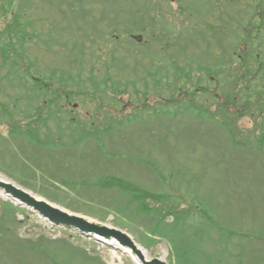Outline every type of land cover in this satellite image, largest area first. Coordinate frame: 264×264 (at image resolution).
I'll use <instances>...</instances> for the list:
<instances>
[{
    "label": "rangeland",
    "instance_id": "1",
    "mask_svg": "<svg viewBox=\"0 0 264 264\" xmlns=\"http://www.w3.org/2000/svg\"><path fill=\"white\" fill-rule=\"evenodd\" d=\"M26 1L31 6L28 19L32 29L45 35L32 37L42 39L41 44L27 49L38 68L33 74L44 81L60 78L65 83L66 77H75L81 85L77 92L88 97H77L69 108L74 113L88 111L93 117L89 116L91 121L83 130L74 126L72 132H64L67 137L55 139L58 144L47 139L48 145L37 153L46 166L45 173H61L67 184L60 191L47 192L54 201L24 189L66 211L127 232L148 260L159 258L168 264H264V112L248 95L264 92V82L254 77L262 68L260 62H264V28L261 39L252 33L253 41L259 42L252 46L261 47L262 53L251 54L249 72L239 61L227 66L229 58L216 41L219 35L227 43L233 41L234 33L229 34L225 27L234 29L232 18L244 16V9H250L251 14L242 17L248 30L253 23L259 25L263 21L259 3L264 4L263 0ZM72 1L75 9L70 11L66 3ZM115 7L123 10L118 17ZM5 21L0 19V27H7L9 22L4 25ZM127 27L132 34H142L143 39L156 33L157 40L155 44L142 40L135 65L117 60L121 76L131 80L134 72L140 83L129 88L128 94L105 95V114L92 95L91 76L105 68L106 73L107 67L115 69L110 50L118 46L119 31ZM48 41L52 46H46ZM166 43L170 44L167 49ZM1 47L0 42V65ZM219 67L224 70L220 75H207L208 69ZM178 76L185 79L181 77L177 83ZM187 76H191L190 81ZM250 77L252 81L246 82ZM141 78H150L152 89ZM27 79L21 81L15 72L1 67L0 103L13 105L27 96L23 84L34 82ZM140 90V97L136 96ZM192 93L195 101L191 100ZM37 100L33 98V103L40 102ZM25 101L20 102L19 109H25ZM260 101L264 104V94ZM125 104L127 107H123ZM7 122L0 121L4 134L0 136V175L4 177L3 172L17 167L21 155L29 157L33 149L30 142L9 137ZM51 129L57 133L61 130L55 122ZM71 136L84 139L77 144ZM9 140L18 143L13 147ZM13 172L7 175H16ZM112 177L121 181H117L119 186L109 184ZM100 178L107 187L98 185ZM25 181L31 183V178L25 176ZM178 202L182 203L181 210H176L183 213L190 211L186 204L191 203L193 214H186L188 219L177 214L176 220L168 210L170 203ZM200 205L211 212L213 220L198 212ZM193 215L198 218L190 220ZM0 264L141 262L129 248L52 224L0 189Z\"/></svg>",
    "mask_w": 264,
    "mask_h": 264
},
{
    "label": "trees",
    "instance_id": "2",
    "mask_svg": "<svg viewBox=\"0 0 264 264\" xmlns=\"http://www.w3.org/2000/svg\"><path fill=\"white\" fill-rule=\"evenodd\" d=\"M3 2L5 5L2 7L0 5V19L6 20L4 25L9 22V24L5 25V27H0V42H1V58L2 63L0 65V68L5 66L8 70V72H15L17 76L22 81L25 77L26 79L30 78L31 81H34L33 83L26 85L23 84L24 93L27 96H23L18 101H14L13 105H11L9 102H1V111L3 113V117L0 115V121L6 120L7 126L9 129V137H17V139L21 141H28L30 142V145L33 146L32 152L27 157V154L21 155V159L18 161L17 167L12 170L9 167V170L6 171L8 174H11L9 172L14 171L16 175H10L12 178H15L16 180L20 181L25 185L27 188L35 191L38 194H41L42 196L47 197L51 201H54L53 196L48 195V191H60L64 185H67L64 179L60 176H63L61 173H56L55 171L48 170L45 173L44 167L45 165L42 164L41 160L38 157V152H40L41 148L46 147L48 144L46 143L47 139H53L51 142L56 141L55 139H64L67 136H64V132H70L71 130H74V126H76L75 130H83L86 124L90 120V117H93L92 113L89 114L88 111L86 113L82 112H76L74 113V109L71 110L69 108V105L72 101L75 102L74 99H76L79 96H84L87 98L88 96L82 95L81 91L77 92L76 88L80 87L81 85L76 82L74 79L75 77H66L67 82L60 80V78H57L55 80L44 81L43 77L36 76L33 74L34 71H38L37 66L35 67V64L30 59L29 54H27V49H31L33 46H39L41 44L42 39L39 41H36L34 38H40V34L45 36L40 32H37V29H32V22L29 21V14L28 11L30 10V7L26 0H0V3ZM8 2V3H7ZM264 2V0H263ZM65 3L62 4V6ZM70 7V11H73L75 9V5H73V1L66 3ZM147 6V5H146ZM253 6V5H252ZM100 7V6H97ZM149 7V6H148ZM251 7V5H250ZM254 7V6H253ZM116 10V16L118 17L121 13V10L119 7H115ZM263 8V9H262ZM5 9V10H4ZM29 9V10H28ZM256 9V8H255ZM262 9L261 16L262 20L264 21V4L259 3V11ZM68 9L65 8L63 11H67ZM149 11H151V8H148ZM69 11V10H68ZM241 11V10H240ZM141 12V10H140ZM250 9H244L243 15L250 17ZM67 14V12H65ZM244 16H242L244 18ZM233 16L230 17V19ZM240 15H238L237 18L233 17L232 20H234L235 27L234 29H229L227 26L225 27L230 34V32L234 33V35L231 37L233 38V41L230 40L225 42V40L219 35L217 36L216 41H218V47L222 46L221 52H224L227 59V66L231 64H236L235 62L239 61L241 63H244L245 67L247 68V71H251V64L250 60L252 58L251 54L253 52H260L262 51L261 47H258L259 42L253 41L252 33L254 32L255 38L261 39L263 38L262 33L261 35V28H264L262 22L257 25L256 23L252 24V30H248V24L243 23V19ZM232 20H229L232 23ZM232 25V24H231ZM233 27V26H232ZM12 28V31L9 29ZM222 28V26H221ZM239 29H242V32H238ZM220 33L219 30L216 31V33ZM120 36L118 38L121 41H116L118 43V46L115 45L113 51L110 50V54H112L111 63H115V69L107 67V71L105 73L106 68L100 72L97 75L91 76V80L93 82L92 85V95L94 96V99L99 101L98 108L102 110H105V114H108V111L104 108V103L102 102L104 100L105 95H110L112 97H119L124 94H128L129 88L133 87L135 88L140 83L139 80H137L136 75L134 72H131V74L134 76L131 80H127L125 77L121 76V73L118 72L119 66H117V60L121 63V60H125L126 63H129V61H132V66L135 60L139 59V51L138 48L141 47L134 39L131 38L132 29L127 27L126 30L119 31ZM31 38V39H29ZM256 39V40H257ZM157 40V34H153L152 37H145V44L148 42L156 43ZM255 42H258V45L256 48H253L252 44ZM43 44V42H42ZM245 44V46H243ZM170 45L169 43H166L165 48L167 49ZM46 46H52V41L46 42ZM246 47V48H244ZM243 48V52H242ZM229 49V50H228ZM246 49V50H245ZM138 53V54H136ZM243 53V54H242ZM102 52L99 51L98 55L101 56ZM223 54V53H222ZM239 54V55H238ZM247 56V57H246ZM259 55L256 54V58ZM136 57V58H135ZM135 58V59H134ZM230 62V63H229ZM253 63V62H252ZM123 64V63H121ZM120 65V64H119ZM129 65V64H127ZM135 65V63H134ZM237 65V64H236ZM260 67L257 69V71L254 73L255 79H258L260 81L264 82V62H260ZM220 69V67L218 68ZM214 70L209 71L211 69L207 70V75H215L218 76L220 73H222L223 68L220 70ZM67 72V71H66ZM68 73V72H67ZM35 75V76H34ZM72 76L71 72L69 74ZM126 76V74H124ZM47 76V75H46ZM185 77L184 76H178L175 81L179 83V81ZM189 77L187 76L188 80ZM244 78H246V75H244ZM27 79V80H28ZM146 82V86L149 89H152L150 81V78L142 79ZM217 80V78H216ZM190 81V80H189ZM252 79L246 80V82H251ZM219 82V81H218ZM76 83V86H74ZM167 86L170 87L171 82L167 80ZM113 87V88H112ZM82 90V88H81ZM89 90V89H87ZM140 91H136L135 95L139 96ZM258 92V91H257ZM257 92H250L249 99L253 101V103L258 104L256 106H260L264 112V104H260V100L263 98L264 92L261 91V94H257ZM29 93V94H28ZM194 93V92H193ZM193 93L191 94V97L193 96ZM259 96V100H256L255 96ZM256 96V97H257ZM37 98V101H40L39 103H33V98ZM103 97V98H102ZM140 97V96H139ZM190 97V98H191ZM101 98V99H100ZM22 100H26L24 103L26 104L25 109H19L20 102ZM193 101L194 97H192ZM235 100V98H234ZM192 101V102H193ZM12 102V100H11ZM249 102L247 101V104ZM66 105V106H65ZM123 107H127L125 104ZM244 109L247 107L246 104L243 105ZM17 111V113L15 112ZM184 111V109H183ZM88 116V117H87ZM95 119V118H94ZM75 120V121H74ZM91 121V120H90ZM56 123L59 125L60 129L59 132H55L52 128V123ZM93 123V122H92ZM90 125V123H89ZM90 129L95 131V127H91ZM72 132V131H71ZM59 134H61L63 137L59 138ZM0 132V136H2ZM91 136L93 137V134L91 133ZM74 139L77 144L81 143L83 141L82 136H71V140ZM73 140V143H74ZM9 143L11 146L14 147V145H17L16 142H12L9 140ZM100 145V144H99ZM31 146V147H32ZM36 146V147H35ZM101 149V145L98 146ZM103 152V150L101 149ZM14 153V152H13ZM25 176H28L29 179L31 178V183L26 184ZM110 180L109 184L114 186H119L120 184L117 181H120L118 178H114ZM103 182V183H102ZM121 182V181H120ZM97 183L101 188L107 187V184L104 183V178H100ZM62 185V186H60ZM133 187V186H132ZM135 190V188L133 187ZM74 191V189H72ZM75 192H77L75 190ZM73 195V193H71ZM137 195V194H136ZM156 198V196H155ZM164 201V200H163ZM61 202V201H57ZM165 202V201H164ZM182 203H170V205L167 206L168 210L172 212L173 215H175V218L177 220V214L183 215L188 219V216L186 214H193L191 212V203L187 202V207L190 211L188 212H179L181 210ZM66 207L69 206V204H65ZM178 209L179 211H177ZM202 209V211H201ZM5 212V211H4ZM178 212V213H177ZM202 214V216L205 219L213 220V217H211V212H208L207 210L200 205V211H198ZM3 214V213H2ZM7 213L5 212V215ZM197 215L191 216L190 220L197 219ZM201 219V218H199ZM5 228V227H4ZM11 228H6V230H10Z\"/></svg>",
    "mask_w": 264,
    "mask_h": 264
},
{
    "label": "water",
    "instance_id": "3",
    "mask_svg": "<svg viewBox=\"0 0 264 264\" xmlns=\"http://www.w3.org/2000/svg\"><path fill=\"white\" fill-rule=\"evenodd\" d=\"M136 38L140 39V36H137ZM0 189L3 190V192L12 200H16L17 202L37 211L42 217L46 218L54 225H61L77 230L82 235L93 237L104 243H116L118 246L129 248L139 257L143 264H167L159 258L148 260L132 237L119 228L89 219L84 215L66 211L43 198H38L32 195L24 188L11 182H6L0 179Z\"/></svg>",
    "mask_w": 264,
    "mask_h": 264
},
{
    "label": "bare ground",
    "instance_id": "4",
    "mask_svg": "<svg viewBox=\"0 0 264 264\" xmlns=\"http://www.w3.org/2000/svg\"><path fill=\"white\" fill-rule=\"evenodd\" d=\"M2 177H3V176L0 175V179H3ZM115 244H116V243H115ZM129 253L135 258V260H136L137 262H141V261L139 260V258H138L137 255H135L134 253H131V249H129ZM141 264H143V263L141 262Z\"/></svg>",
    "mask_w": 264,
    "mask_h": 264
}]
</instances>
